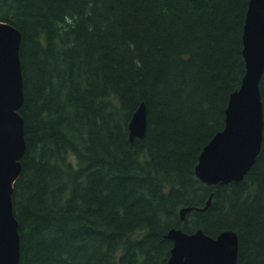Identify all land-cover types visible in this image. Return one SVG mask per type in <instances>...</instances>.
Masks as SVG:
<instances>
[{
	"label": "trees",
	"instance_id": "16d2710c",
	"mask_svg": "<svg viewBox=\"0 0 264 264\" xmlns=\"http://www.w3.org/2000/svg\"><path fill=\"white\" fill-rule=\"evenodd\" d=\"M249 1L0 0L22 33L19 264H166L172 227L233 228L237 264H264V137L243 179L195 172L246 70ZM260 88L264 110V74Z\"/></svg>",
	"mask_w": 264,
	"mask_h": 264
},
{
	"label": "water",
	"instance_id": "95a60500",
	"mask_svg": "<svg viewBox=\"0 0 264 264\" xmlns=\"http://www.w3.org/2000/svg\"><path fill=\"white\" fill-rule=\"evenodd\" d=\"M21 31L0 20V264H19V222L14 214L12 193L22 171L26 151L24 119L19 109L24 100L20 59ZM246 70L241 85L229 97L225 125L203 147L195 167L206 184L241 180L261 151L264 137V110L260 82L264 74V0H250L243 32ZM147 105L143 101L129 121V137H143L147 131ZM213 192L203 206H183L188 211L206 210ZM173 240L166 264H237L239 235L233 228L216 236L203 228L186 232L172 227L166 234Z\"/></svg>",
	"mask_w": 264,
	"mask_h": 264
}]
</instances>
